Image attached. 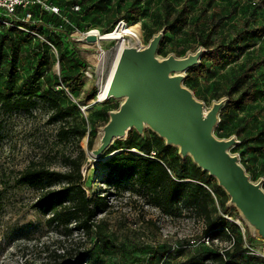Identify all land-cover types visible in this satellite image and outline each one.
Returning <instances> with one entry per match:
<instances>
[{"label": "rangeland", "instance_id": "rangeland-1", "mask_svg": "<svg viewBox=\"0 0 264 264\" xmlns=\"http://www.w3.org/2000/svg\"><path fill=\"white\" fill-rule=\"evenodd\" d=\"M62 1L68 0H41L36 10L33 9L34 18L44 27L39 21L32 27L19 24L18 32H15L20 35L18 42L21 45L17 77L13 80L8 71L0 72L1 91L13 95V98L28 91L35 94L33 99L37 103L32 113L19 110L9 114L0 102V264L54 263L52 254L56 250L62 252L63 248L75 245L94 250V258L87 264H186L193 254H199L202 244L210 245L203 233V221L189 211L182 217H168L149 206L137 193H131L125 187L127 182L120 190L111 189L103 182L109 170L107 162L125 151L127 138L128 141L135 138L137 144L152 139L155 156L162 154L164 147L168 146L165 139L148 127L137 137L138 132L133 129L126 137L115 139L101 157L93 158L91 164L86 165L97 136L102 134L103 126L108 122L109 111L118 109L123 100L100 98L113 68L119 41L102 40L99 44L97 40H90L88 35L93 30L103 34L126 24L136 28V42L133 44L144 48L165 28L166 37H163L157 56L161 59L170 55L185 57L202 47L207 50L199 38L201 28H210L232 4L237 6L238 14L220 22L221 36L216 34L212 39L217 42L219 37L235 36L242 20L249 16L243 12L245 5L259 0H198L191 9L189 25L167 33L161 19L166 0H139L145 13L134 25L122 16L137 0H110L106 9L98 8L94 15L76 13L82 3L89 4L91 0H77L73 8L62 5ZM183 1L172 0L176 6ZM53 6L62 7V14H56L59 21L51 13ZM3 32L0 27V35ZM8 44L9 41L4 50H8ZM60 53L64 54V61L60 59ZM262 58L264 33L256 35L252 44H247L238 57L229 59L225 65L215 64L209 75L185 80L187 71L183 84L209 110L217 101L227 103L226 90L242 66ZM75 73L81 80L75 87L71 88L69 82H61V76ZM253 78H258V86L264 87V64L253 72ZM47 98H57L67 108L72 114L67 120L80 127L83 131L81 138L61 139L59 131L64 123L51 119L53 110ZM214 133L221 139H237L230 151L239 157L250 178L264 188V91L243 110L230 114L224 126L219 122ZM79 146L86 151L82 173L88 196H101L109 204L98 214V220L106 222L103 232L93 233L90 237L77 229L68 235L50 224V215L34 206L39 190L15 182L19 172L33 162L65 170L63 157L76 154ZM168 147L169 153L164 154L171 164L178 166L180 160L181 166L186 168L195 164L191 156L179 155V147ZM130 150L142 155L138 148ZM206 173L210 188L218 190L213 195L214 216L241 226L245 250L237 253L236 259L240 264H264V238L248 226L235 206L229 205L230 196L217 186V179ZM215 242L220 247L231 243L217 238Z\"/></svg>", "mask_w": 264, "mask_h": 264}, {"label": "trees", "instance_id": "trees-1", "mask_svg": "<svg viewBox=\"0 0 264 264\" xmlns=\"http://www.w3.org/2000/svg\"><path fill=\"white\" fill-rule=\"evenodd\" d=\"M109 1L91 0L89 4L82 3L80 10L76 13L94 15L98 8L106 9ZM197 2L198 0H184L176 6L172 0L164 1L161 19H163L162 25L166 26V33L186 28L190 23L191 9ZM60 3L73 8L78 1L68 0ZM232 5L210 28L209 26L201 28L202 33L199 38L207 51L202 56L200 64L188 70L185 80L209 75L215 64L225 65L229 59L238 57L247 44H252L256 35L264 33V0L250 1L245 5L243 11L249 16L242 20L240 29L235 32V36L232 38L223 36L219 37L217 42L214 41L213 35L221 36L222 25L220 22L226 21L229 16L238 14L237 6ZM38 6L39 4L34 5L29 10L32 13L30 20H25L26 13L22 12L20 18H8L10 25L0 21V27L4 29L0 35V72L8 71L13 80L17 77V61L21 46L18 42L20 35H16L15 32H18L19 24L32 27L34 22L39 21L34 18L33 11ZM58 7L61 11L62 7ZM51 13L53 15L62 14L60 12ZM144 13L140 1L137 0L127 7V14L122 18H126L129 24L134 25ZM56 19L59 21L60 17L56 15ZM119 19H116L115 23ZM39 25L44 27L40 21ZM57 25L59 26V23ZM7 41H9L8 50H4ZM60 59L64 61L63 53H60ZM263 64L264 58L253 60L249 65L242 66L236 73L231 85L226 90L229 99L220 112L222 126L228 122L230 114L243 110L250 102L257 100L263 94L264 87L258 86L260 80L253 78V72ZM62 81L69 82L71 88L75 87L77 83H81L80 75L77 73L61 76ZM33 95L35 94L23 91L13 98V95L0 90V102L4 111L9 114L19 110L32 113L37 106ZM47 99L53 110L51 119L61 120L64 123L59 131L61 139L70 141L72 137L81 138L83 131L80 127L67 120L72 115L67 108L57 98ZM140 135L137 133V137ZM128 139L125 151L107 162L109 170L103 182L114 190H120L127 182L125 187H128L131 193H137L147 204L159 207L168 217H182L188 211L194 213L197 219L205 224L203 233L210 236L211 240L219 238L231 242L230 246L225 247H220L215 241H211L210 245L202 244L199 254H193L186 264H240L236 255L245 250L241 226L223 217L214 216L212 191L218 190L215 188L211 191L208 188L210 187L208 174L196 164L186 168L181 166L182 160L178 166L167 161L164 153H169L168 146L172 145L164 147L162 154L152 156L151 153L155 152L152 139L145 140L141 144H137L134 141L135 138H131L130 141ZM133 147L138 148L142 155L132 152L130 148ZM63 158L65 170H57L45 164L33 162L19 172L15 182L39 190L40 193L34 206L42 213L50 215L48 221L56 228L63 229L68 235L76 229L81 230L87 237L93 233L101 234L106 222L98 220V214L105 210L109 204L106 198H101V196L91 198L87 194L82 173V166L86 161V151L79 146L76 154H67ZM217 186L220 187L218 184ZM52 255L55 264H87L94 258V250L75 245L72 248H63L62 252L56 250ZM257 259L260 258L257 257Z\"/></svg>", "mask_w": 264, "mask_h": 264}, {"label": "water", "instance_id": "water-1", "mask_svg": "<svg viewBox=\"0 0 264 264\" xmlns=\"http://www.w3.org/2000/svg\"><path fill=\"white\" fill-rule=\"evenodd\" d=\"M165 28L140 48L122 49L105 100L123 99L119 108L109 111V120L92 147L86 165L101 157L115 139L135 129L143 135L148 127L167 145L179 147L182 157L191 156L203 171L217 179L230 196L248 226L264 238V188L253 181L230 148L235 137L218 138L214 130L220 122L224 100L209 110L183 82L186 72L199 65L207 51L204 47L185 57L159 58L157 51ZM90 40H97L89 34Z\"/></svg>", "mask_w": 264, "mask_h": 264}, {"label": "built area", "instance_id": "built-area-1", "mask_svg": "<svg viewBox=\"0 0 264 264\" xmlns=\"http://www.w3.org/2000/svg\"><path fill=\"white\" fill-rule=\"evenodd\" d=\"M40 2H41V0H0V21L6 23L7 25H10L11 23L8 21V18H11V19L20 18L22 15V12L26 13L24 19L30 20L32 18V13L29 10L34 5L40 4ZM51 12L59 13L60 9L58 6H53V7H51ZM154 155H155V152H152V156H154ZM208 188L211 190L210 187H208ZM212 193L214 195L213 191H212ZM149 206H151V205H149ZM151 207L157 211H160L159 207H156V206H151ZM205 236H206V241L208 244H211V241H215V239H216L215 238V239L211 240L210 236H208V235H205ZM217 239H219V238H217Z\"/></svg>", "mask_w": 264, "mask_h": 264}, {"label": "bare ground", "instance_id": "bare-ground-1", "mask_svg": "<svg viewBox=\"0 0 264 264\" xmlns=\"http://www.w3.org/2000/svg\"><path fill=\"white\" fill-rule=\"evenodd\" d=\"M135 30L136 28L134 27H129L126 24H122L120 26H117L115 29H113L112 31L106 32V33H99L97 30H93L91 32V34H95L97 36V42L99 44H101L102 40H118L120 43V46L118 48V52L116 55V59L113 65V68L111 70L108 82L106 84V86L103 88V90L100 92V98H105V96L107 95V91L113 76V73L115 71L119 56L121 54V51L123 48L127 47V46H137L133 43L136 42L135 39Z\"/></svg>", "mask_w": 264, "mask_h": 264}]
</instances>
